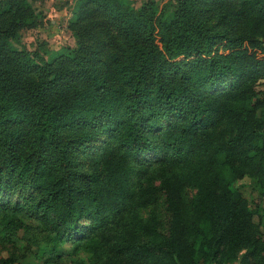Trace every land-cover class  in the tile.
Masks as SVG:
<instances>
[{"label": "trees", "instance_id": "obj_1", "mask_svg": "<svg viewBox=\"0 0 264 264\" xmlns=\"http://www.w3.org/2000/svg\"><path fill=\"white\" fill-rule=\"evenodd\" d=\"M38 25L28 0H0V264L23 216L47 261L70 241L90 264H264L234 186L264 195V0H78L75 47L48 59L14 45Z\"/></svg>", "mask_w": 264, "mask_h": 264}, {"label": "rangeland", "instance_id": "obj_2", "mask_svg": "<svg viewBox=\"0 0 264 264\" xmlns=\"http://www.w3.org/2000/svg\"><path fill=\"white\" fill-rule=\"evenodd\" d=\"M30 6L35 14L39 25L33 28H23L20 31L19 43L14 45L21 49L23 47L37 52L40 57L48 59L49 56L55 52L60 51L66 47H75L76 39L69 29V22L73 17V12L76 9L78 0H28ZM135 7L141 6L148 0H126ZM153 1L158 10L165 9L171 10L175 3V0H150ZM261 55V54H260ZM258 89L264 90V77H259L256 80ZM99 142L96 147V151L93 155H88L87 159H93V157L99 153ZM151 153L143 154V158H150ZM157 157V156H154ZM234 186L238 191L247 198L250 208L254 210L255 222L264 225V195H261L258 190L254 189V183L251 178L244 177L237 180ZM194 189H187L186 194L190 197L194 193ZM15 195L11 198L14 200ZM158 205L155 210L159 215L161 221L160 231L167 235V227L169 222V211L165 202V194L160 193ZM25 224L29 225V232L24 239L13 238L15 243V254L17 261L14 264H90V254L82 247L77 248L74 242L66 241L64 246L66 251L69 252V256L60 260H45L40 250L38 254H34L37 251L36 246H27L28 239L31 237H38L40 247L44 246V240L42 237L46 234V228L38 220L30 217H21ZM6 238H0V252L2 255L7 256L8 253L14 251V247L6 242ZM30 252L29 249H32ZM34 252V253H33Z\"/></svg>", "mask_w": 264, "mask_h": 264}]
</instances>
